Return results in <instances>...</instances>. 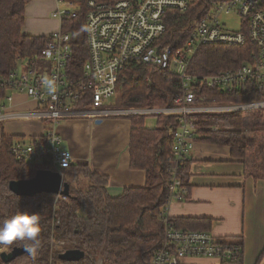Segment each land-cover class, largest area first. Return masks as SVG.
I'll list each match as a JSON object with an SVG mask.
<instances>
[{"label":"built area","instance_id":"1","mask_svg":"<svg viewBox=\"0 0 264 264\" xmlns=\"http://www.w3.org/2000/svg\"><path fill=\"white\" fill-rule=\"evenodd\" d=\"M52 16L61 22L49 41L34 58H18L19 66L0 76V89L11 93L0 96V124L8 120L38 118L48 120L53 129L48 142L15 141L13 155L36 165H48L63 176L73 164L72 153L62 147L57 131L67 119L102 120L126 115H176L172 155L168 158L166 189L168 200L161 210L164 233L161 245L150 264H181L183 257L203 256L224 261L243 256L242 243L216 237L203 230L178 228L169 214L174 200L183 201L188 186L183 166L193 154L197 138L202 136L198 120L212 116L264 109V98L250 101H220L207 89L234 94L254 86L264 95V0H202L204 11L190 23L181 47L174 49L165 38V17L170 8L189 10L195 0H56ZM86 11V36L89 57L79 75L73 60V33L64 31V21L78 18ZM241 18L242 27H230L229 15ZM248 38L254 45L250 59L242 65L213 73L192 71L193 60L203 44L242 45ZM134 66H151L174 74L180 92L173 105L166 107H115L122 73ZM51 84V90L49 83ZM21 94L35 103L26 112L10 110L15 96ZM6 101V102H5ZM217 127L213 126L215 130ZM1 145V141H0ZM57 198L64 197L62 193ZM59 222V220H58ZM65 241L60 242L65 245Z\"/></svg>","mask_w":264,"mask_h":264},{"label":"trees","instance_id":"2","mask_svg":"<svg viewBox=\"0 0 264 264\" xmlns=\"http://www.w3.org/2000/svg\"><path fill=\"white\" fill-rule=\"evenodd\" d=\"M30 0H0V76L16 69L18 58L36 57L49 41V36L24 34L25 8ZM204 11L202 0H195L188 11L174 8L167 11L165 38L177 50L181 47L190 23ZM86 11L78 18L64 21V31L73 33L72 49L79 75L82 65L89 57L86 36ZM244 44H203L192 63L196 73H213L236 68L250 59L254 45L248 38ZM120 86L113 99L115 107H166L180 92L178 78L167 70L151 66H134L122 74ZM8 89H0V96ZM207 93L220 101H250L264 98L254 86L234 94L207 89ZM132 121L130 154L131 166L147 171L146 185L127 187L118 197L107 192L109 178L91 170L88 165L73 164L64 168L65 180L73 176L84 177L86 189L71 184L67 197L52 193L21 196L9 188L11 180L31 179L39 169H53L48 165L16 158L11 147L18 136L2 133L0 145V222L18 212L39 216L41 232L35 241H21L32 245L35 255L23 254L10 262L0 264H150L151 257L159 248L164 233L161 210L168 200L166 181L168 158L172 155L176 115H158L155 129L144 127L143 114L126 115ZM198 126L202 136L198 140L227 145L231 155L241 160L244 174L255 179H264V109L201 118ZM213 126L217 128L212 129ZM24 137V136H23ZM47 141V136L39 138ZM38 139V140H39ZM29 141L37 142L35 137ZM191 159L183 166L184 182L188 186ZM59 220V222H58ZM184 228L206 229L211 219L180 218L175 220ZM75 240V242H74ZM65 241V245L60 242ZM236 242L242 243L240 240ZM243 244V243H242ZM16 247L12 245L11 249ZM79 247L86 254L78 261L59 258L60 252ZM56 248V249H55ZM9 249V250H11ZM244 256V252H243ZM224 261L222 264H243V258ZM261 257L258 259L260 260Z\"/></svg>","mask_w":264,"mask_h":264},{"label":"crops","instance_id":"3","mask_svg":"<svg viewBox=\"0 0 264 264\" xmlns=\"http://www.w3.org/2000/svg\"><path fill=\"white\" fill-rule=\"evenodd\" d=\"M56 8V0H30L25 8L23 33L50 36L56 32L61 26V22L51 15ZM34 23L37 26L32 29ZM32 30L38 32L33 33ZM27 58L32 57L23 56V59ZM18 66L19 63L16 68ZM9 93L11 90L8 89L5 95L1 96ZM9 105L10 110L26 112L32 110L35 103L26 96L17 94ZM157 125V116L144 118L145 128L155 129ZM132 128L131 119L126 117H109L100 122L87 118H72L62 121L57 131L63 136L62 147L73 155V164L88 165L94 172L107 176L108 194L118 197L125 188L142 187L147 181L145 169L131 166ZM52 129V123L48 120L38 118L8 120L0 124V141L2 144V133L5 132L18 136L14 142L32 143L29 138L35 137L38 140L47 136ZM190 159L186 198L183 201L174 200L168 208L177 227L191 230L177 224L175 220L180 218L211 219L209 228L192 230L209 231L218 238L230 241L240 240L244 247L243 264H264V179L246 176L243 163L231 155V149L227 145L199 139L194 144ZM63 173V180L70 186L71 184L76 186L70 182L73 178L76 181L84 180L86 187L83 189L89 185L84 177L73 176L65 180L64 169ZM63 195L67 197L66 194ZM99 258L102 260V255L99 254ZM181 261V264L224 262L203 256L183 257Z\"/></svg>","mask_w":264,"mask_h":264},{"label":"water","instance_id":"4","mask_svg":"<svg viewBox=\"0 0 264 264\" xmlns=\"http://www.w3.org/2000/svg\"><path fill=\"white\" fill-rule=\"evenodd\" d=\"M97 121L100 122L101 120ZM9 188L12 192L21 196H34L43 192L52 194L63 193L67 195L70 184L63 180L62 174L58 171L39 169L31 179L11 180L9 182ZM29 246L33 247L32 245ZM25 253L27 252H25L23 247H14L11 250L0 252V257L4 262H10ZM84 256L85 251L81 249H68L59 254V258L68 261H78Z\"/></svg>","mask_w":264,"mask_h":264},{"label":"clouds","instance_id":"5","mask_svg":"<svg viewBox=\"0 0 264 264\" xmlns=\"http://www.w3.org/2000/svg\"><path fill=\"white\" fill-rule=\"evenodd\" d=\"M49 83L50 90L51 84ZM39 216L34 213L18 212L17 214L0 222V252L8 251L12 245L23 247L25 252L35 255L36 249L21 241H35L40 232L41 226Z\"/></svg>","mask_w":264,"mask_h":264},{"label":"rangeland","instance_id":"6","mask_svg":"<svg viewBox=\"0 0 264 264\" xmlns=\"http://www.w3.org/2000/svg\"><path fill=\"white\" fill-rule=\"evenodd\" d=\"M52 15V13H51ZM31 18V17H30ZM229 23H230V27L234 30H240L241 27H242V21H241V18L238 16V15H235L234 13L230 14L229 17ZM37 24L34 23V26L32 27V29L36 28ZM33 33H37L38 30H32ZM70 182L74 183L77 187H80V188H85L86 184L84 182V180H80V181H76V179H71ZM56 249V248H55ZM99 264L102 263V260L101 258H99Z\"/></svg>","mask_w":264,"mask_h":264}]
</instances>
